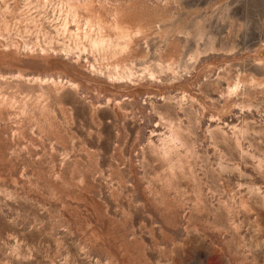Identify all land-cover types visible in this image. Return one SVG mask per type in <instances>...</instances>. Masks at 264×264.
<instances>
[{
    "label": "rangeland",
    "instance_id": "rangeland-1",
    "mask_svg": "<svg viewBox=\"0 0 264 264\" xmlns=\"http://www.w3.org/2000/svg\"><path fill=\"white\" fill-rule=\"evenodd\" d=\"M0 264H264V0H0Z\"/></svg>",
    "mask_w": 264,
    "mask_h": 264
},
{
    "label": "bare ground",
    "instance_id": "bare-ground-1",
    "mask_svg": "<svg viewBox=\"0 0 264 264\" xmlns=\"http://www.w3.org/2000/svg\"><path fill=\"white\" fill-rule=\"evenodd\" d=\"M124 47V46H123Z\"/></svg>",
    "mask_w": 264,
    "mask_h": 264
}]
</instances>
